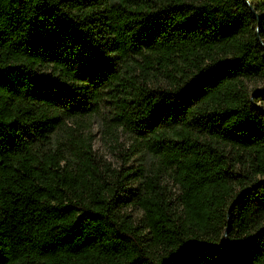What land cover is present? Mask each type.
<instances>
[{"label": "trees", "instance_id": "obj_1", "mask_svg": "<svg viewBox=\"0 0 264 264\" xmlns=\"http://www.w3.org/2000/svg\"><path fill=\"white\" fill-rule=\"evenodd\" d=\"M0 264H264V0H0Z\"/></svg>", "mask_w": 264, "mask_h": 264}, {"label": "rangeland", "instance_id": "obj_2", "mask_svg": "<svg viewBox=\"0 0 264 264\" xmlns=\"http://www.w3.org/2000/svg\"><path fill=\"white\" fill-rule=\"evenodd\" d=\"M92 131L94 134L93 140H92V146L94 150L107 160H110V161L115 160L117 158L115 155L116 151L100 138L99 131L96 127H92ZM170 188L173 191L175 190V188L171 185H170Z\"/></svg>", "mask_w": 264, "mask_h": 264}]
</instances>
